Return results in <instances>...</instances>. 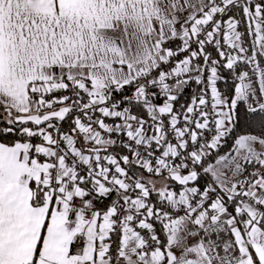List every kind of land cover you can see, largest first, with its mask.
<instances>
[{"label": "snow or ice", "instance_id": "1", "mask_svg": "<svg viewBox=\"0 0 264 264\" xmlns=\"http://www.w3.org/2000/svg\"><path fill=\"white\" fill-rule=\"evenodd\" d=\"M0 264H264V0H0Z\"/></svg>", "mask_w": 264, "mask_h": 264}, {"label": "trees", "instance_id": "2", "mask_svg": "<svg viewBox=\"0 0 264 264\" xmlns=\"http://www.w3.org/2000/svg\"><path fill=\"white\" fill-rule=\"evenodd\" d=\"M228 83H229V85H231V83H232L231 80H229ZM218 86L221 88V90H225V85H224L223 81L219 82ZM192 91H193V89H192ZM190 95H187L184 93L183 97L181 98V103H183L185 100H187L190 97ZM244 112H245V109L243 107H241L239 112H238L239 127H238L237 131H249L250 130L246 127Z\"/></svg>", "mask_w": 264, "mask_h": 264}, {"label": "built area", "instance_id": "3", "mask_svg": "<svg viewBox=\"0 0 264 264\" xmlns=\"http://www.w3.org/2000/svg\"><path fill=\"white\" fill-rule=\"evenodd\" d=\"M191 93H192V88H188L185 90V94L190 95ZM109 199H111V197ZM107 203H108V201H105V204H107ZM97 206L101 207V208L104 207V205H102V204H98Z\"/></svg>", "mask_w": 264, "mask_h": 264}]
</instances>
